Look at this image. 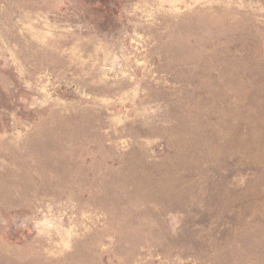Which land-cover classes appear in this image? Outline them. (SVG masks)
<instances>
[{"label":"rangeland","instance_id":"obj_1","mask_svg":"<svg viewBox=\"0 0 264 264\" xmlns=\"http://www.w3.org/2000/svg\"><path fill=\"white\" fill-rule=\"evenodd\" d=\"M0 264H264V0H0Z\"/></svg>","mask_w":264,"mask_h":264}]
</instances>
